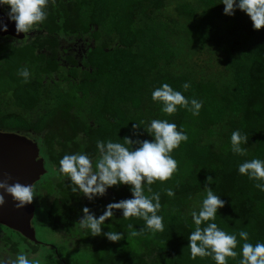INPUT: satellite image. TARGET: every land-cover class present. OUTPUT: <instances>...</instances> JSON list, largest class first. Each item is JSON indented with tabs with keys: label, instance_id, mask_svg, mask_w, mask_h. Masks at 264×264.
Wrapping results in <instances>:
<instances>
[{
	"label": "trees",
	"instance_id": "trees-1",
	"mask_svg": "<svg viewBox=\"0 0 264 264\" xmlns=\"http://www.w3.org/2000/svg\"><path fill=\"white\" fill-rule=\"evenodd\" d=\"M64 2L70 10L61 7ZM47 13L25 40L0 36V131L37 142L56 171L78 135L86 137L84 150L92 158L99 155L97 140L123 143L128 136L151 141L147 128L153 119L175 123L188 135L171 153L178 162L172 179L151 185L152 193H160L163 232L115 210L102 234L92 236L74 214L86 206L69 201L68 195H74L70 181L46 184L48 192L56 188L59 193L47 203L46 219L57 232L77 234V229L76 242L85 250L78 257L56 247L46 257L48 264H216L211 256L192 259L188 247L196 227L191 213H198L206 198L208 177L207 187L225 204L215 221L201 227L214 222L237 235L238 255L228 264L242 258L240 231L249 233L253 245L264 243V191L255 187L264 182L238 171L245 161L264 160V28L254 30L239 9L225 15L221 0H56ZM77 40L84 49L72 48ZM21 68L31 73L28 83L18 75ZM164 83L189 100L202 101L199 115L179 106L171 116L163 113L152 92ZM185 83L190 84L187 90ZM55 119L61 121L59 133L51 130ZM133 124L140 126L138 135H133ZM236 130L249 136L242 145L246 156L231 150ZM147 187L145 195H151ZM169 188L173 197L166 194ZM107 191L108 198L95 197L103 211L109 203L132 198L129 185ZM129 224L138 235L130 234ZM0 226L16 234V252L22 244L26 253L39 251L41 243ZM108 231L124 238L113 243L103 235Z\"/></svg>",
	"mask_w": 264,
	"mask_h": 264
},
{
	"label": "clouds",
	"instance_id": "clouds-1",
	"mask_svg": "<svg viewBox=\"0 0 264 264\" xmlns=\"http://www.w3.org/2000/svg\"><path fill=\"white\" fill-rule=\"evenodd\" d=\"M55 5L56 0H0V5L10 8L8 18L15 22L17 33L28 34L38 25L44 23L47 18L49 3ZM224 5V14L232 16L236 9L244 12L251 20L254 30L264 28V0H221ZM0 30L7 31L3 25ZM18 75L24 83L29 82L31 73L28 68H21ZM189 83L183 88L187 90ZM153 101L162 103V112L171 116L177 112L178 106L188 109L194 116L199 115L203 102L196 99L189 100L181 92L175 91L168 83L152 92ZM143 123V121L141 122ZM133 135H138L139 125L133 124ZM147 133L153 137L151 141L133 140L124 137L123 143L109 141H96L99 158L93 161L92 157L84 152L65 154L59 161L57 169L58 178H67L72 187V193H82L89 201L95 197H102L106 190L121 184L131 186V199H124L116 203H109L105 211L98 218L87 207L82 209L83 216L79 220L81 229H87L92 236L102 234L104 222L114 217L115 210H121L123 218L136 217L146 222V227L153 232H163V217L158 215L161 209L160 193H152L151 185L156 181L161 183L172 179L178 170V162L171 156L181 142H187L188 135L183 130H177L175 123L168 120L153 119L147 128ZM247 133L236 130L231 134V150L240 156L247 155V149L242 147L248 143ZM135 146V147H130ZM39 149V148H38ZM241 175H247L249 179L264 182V160L252 159L239 165ZM11 177L0 179V207L5 203V196L10 195L15 201L17 209L33 203L37 196L34 185H24L19 182L8 183ZM211 177L207 178L205 185L206 198L197 213H191L192 220L196 225L195 230L188 237L190 254L192 259L211 256L216 264H228V258L235 259L238 253L235 251L239 243L236 234H228L221 230L214 222L218 209L223 208L225 201L214 194L207 187ZM151 195H145V186ZM255 187L264 191V183H256ZM169 197L175 195L174 191L166 189ZM131 235H138L129 224ZM103 235L115 243L123 239L118 232L108 231ZM240 240L244 241L241 248L239 264H264V243L253 245L249 241L247 231L239 232ZM0 264H40L39 259H29L28 255L20 252L13 258L0 256Z\"/></svg>",
	"mask_w": 264,
	"mask_h": 264
},
{
	"label": "rangeland",
	"instance_id": "rangeland-1",
	"mask_svg": "<svg viewBox=\"0 0 264 264\" xmlns=\"http://www.w3.org/2000/svg\"><path fill=\"white\" fill-rule=\"evenodd\" d=\"M61 7L64 8V10H70V7L68 6L67 2H64ZM61 7L58 6L56 7V9L61 10ZM0 9L5 14V17L8 18V13L10 11L9 6L0 5ZM80 47L84 49L83 43L81 44L79 40L72 44L73 49H77ZM50 126L52 127L51 130L57 133H59L62 129L61 121L59 119H55L52 125ZM76 138V142L74 140L71 141L75 143L69 142L70 145L67 147L69 152L67 154H73L77 152H84L88 154L89 150H87V152L84 150L85 142L87 141L86 137H84V135H78L76 136ZM98 158L99 155L95 156L92 159L95 162V160ZM44 167L45 173L42 174L40 178L33 183L37 196L34 197L32 203L36 211L34 210L35 214L31 219V225L35 230L36 240L38 243H41L40 249L35 254L26 253L24 252V249L26 247H24L25 245L22 244L23 248L16 252L14 250V241H18L16 234L0 226V256H4L6 258L8 255H11L13 258H15L17 254H19L20 252H24L28 255L29 259H39L40 264H48L46 258L47 255H52V251L54 252L57 247L58 251H63L66 255L69 254L72 256L84 257V255H82L85 252L84 247H82V245L76 242L81 233L77 229L75 230L77 234L74 233V230H72V232H70L69 234L65 232H57V230L55 231L52 229V225H50L48 220L46 219L45 211L47 203L50 202V200H52L53 198L58 197L59 193L56 192V188L54 191L48 192L43 187H45V185L48 184L50 181L51 183L53 180L58 182L63 178H58L57 171L51 163L46 162ZM45 188H50V186L47 185ZM108 196L109 192L106 190V194L102 197L108 198ZM68 198L69 201L73 204H75L79 200L84 206L93 208L94 211L97 213L98 217L104 212L102 208L97 206L95 198L89 201L82 193L79 192L74 193L73 196L72 194H69ZM74 214H76L79 218H82V208L77 209ZM113 219L114 217L108 219L107 221H113ZM7 238L10 240H7ZM56 257L57 256L54 255L53 258Z\"/></svg>",
	"mask_w": 264,
	"mask_h": 264
},
{
	"label": "water",
	"instance_id": "water-1",
	"mask_svg": "<svg viewBox=\"0 0 264 264\" xmlns=\"http://www.w3.org/2000/svg\"><path fill=\"white\" fill-rule=\"evenodd\" d=\"M0 15L5 17L1 11ZM2 24L3 22L0 23V28ZM6 32L18 37L23 36L22 33L14 30ZM43 161V158L39 156L38 145L35 141L22 134L0 131V179L10 176L11 179L8 180L10 184L19 182L24 185H33L45 173ZM5 200L6 203L0 207V224L36 243L35 230L31 225L34 205L30 204L17 209L16 202L10 195H6Z\"/></svg>",
	"mask_w": 264,
	"mask_h": 264
},
{
	"label": "flooded vegetation",
	"instance_id": "flooded-vegetation-1",
	"mask_svg": "<svg viewBox=\"0 0 264 264\" xmlns=\"http://www.w3.org/2000/svg\"><path fill=\"white\" fill-rule=\"evenodd\" d=\"M0 11L3 13V11L0 9ZM4 14V13H3ZM3 22V24H2V26L3 25H6L7 26V31H11V30H14V31H16L15 30V22L14 21H11V20H6V18L5 17H3V16H1L0 15V23H2ZM14 22V23H13ZM2 26H1V28H2ZM23 34V36L22 37H18V36H16L15 34H12V33H10V32H6V31H3V30H1L0 31V36H11L12 38H15V39H17V40H25L26 38H29V34L30 33H28V34H24V33H22ZM26 37V38H25ZM37 143V142H36ZM38 145V144H37ZM38 148H39V146H38ZM39 156L40 157H42L43 158V163H44V166H45V163H46V160L44 159V157L43 156H41V154H40V150H39Z\"/></svg>",
	"mask_w": 264,
	"mask_h": 264
}]
</instances>
